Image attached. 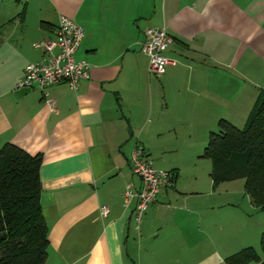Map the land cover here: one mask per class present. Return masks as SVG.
<instances>
[{
  "label": "crops",
  "instance_id": "obj_1",
  "mask_svg": "<svg viewBox=\"0 0 264 264\" xmlns=\"http://www.w3.org/2000/svg\"><path fill=\"white\" fill-rule=\"evenodd\" d=\"M1 6L0 149L8 141L42 155L40 204L49 230L43 264H227L241 247L261 243L264 226H242L237 210L243 197L260 209L245 179L215 187L211 160L202 156L218 120L239 127L264 89V0ZM62 15L85 27L76 59L90 63V78L76 89L61 81L48 95L33 87L16 98L26 64L44 59L33 43L52 38ZM153 27L174 38L165 54L177 63L161 78L147 71L141 47ZM135 145L174 174L141 222L135 199L124 202L126 184H141L130 163Z\"/></svg>",
  "mask_w": 264,
  "mask_h": 264
},
{
  "label": "trees",
  "instance_id": "obj_2",
  "mask_svg": "<svg viewBox=\"0 0 264 264\" xmlns=\"http://www.w3.org/2000/svg\"><path fill=\"white\" fill-rule=\"evenodd\" d=\"M258 94L243 127L218 120V128L209 131L202 157L211 160L215 187L226 180L245 179L246 194L264 210V89ZM42 161V155L28 154L8 141L0 149V264H43L47 259L49 230L40 204ZM254 260L264 264V256L253 247L225 258L227 264Z\"/></svg>",
  "mask_w": 264,
  "mask_h": 264
},
{
  "label": "built area",
  "instance_id": "obj_3",
  "mask_svg": "<svg viewBox=\"0 0 264 264\" xmlns=\"http://www.w3.org/2000/svg\"><path fill=\"white\" fill-rule=\"evenodd\" d=\"M57 25L56 33L52 38H40L33 43L35 48L43 51L44 59L26 64L16 88L37 87L48 95L46 88L55 82L65 81L71 88L76 89L82 79L90 78V63L76 59L77 49L84 38L85 27L68 15H62ZM173 40V36L165 28L153 27L144 30L141 47L149 60L147 71L150 75L161 78L170 64L177 63L175 59L165 54L169 43ZM48 102L53 106L52 100L49 99ZM133 150L130 159L131 168L133 173L140 177L141 184L139 189L132 188L131 183L126 184L124 202L128 206L131 200L135 199L136 205L133 212L136 220L141 222L145 210L154 202L162 186L173 182L174 174L158 169L142 146L135 145ZM109 211L110 207L103 205L100 215L106 216Z\"/></svg>",
  "mask_w": 264,
  "mask_h": 264
},
{
  "label": "rangeland",
  "instance_id": "obj_4",
  "mask_svg": "<svg viewBox=\"0 0 264 264\" xmlns=\"http://www.w3.org/2000/svg\"><path fill=\"white\" fill-rule=\"evenodd\" d=\"M1 8H2V6L0 7V10H1ZM245 121L239 127H243L245 125V123H246ZM210 164H211V161H210ZM158 169H163V168L161 167V168H158ZM188 169H189V167L187 166V168L185 170V173L188 172ZM163 170H165V169H163ZM243 180L244 179H240V182H242ZM243 193H244V190H243ZM243 196L244 195H242L241 197H243ZM243 198H242L243 201H242L241 205L237 209V210H239V214H240V217H241L240 221L242 222V226H253V225H255V226H264V210L253 209V207L250 208L249 205H247L245 199H243ZM260 244L261 243H258L254 247L257 249V251L261 255H264L263 251H262V247H260ZM241 249H242V247H241ZM251 262H254V261H251Z\"/></svg>",
  "mask_w": 264,
  "mask_h": 264
},
{
  "label": "water",
  "instance_id": "obj_5",
  "mask_svg": "<svg viewBox=\"0 0 264 264\" xmlns=\"http://www.w3.org/2000/svg\"><path fill=\"white\" fill-rule=\"evenodd\" d=\"M31 90H32L31 86L30 87H17L14 90V95L16 98H21L22 96L30 93Z\"/></svg>",
  "mask_w": 264,
  "mask_h": 264
}]
</instances>
